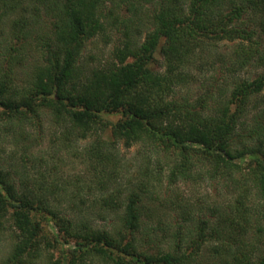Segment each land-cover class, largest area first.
<instances>
[{"label": "trees", "instance_id": "obj_1", "mask_svg": "<svg viewBox=\"0 0 264 264\" xmlns=\"http://www.w3.org/2000/svg\"><path fill=\"white\" fill-rule=\"evenodd\" d=\"M113 34L111 59L85 63L89 43ZM251 64L253 79L238 75ZM219 66L231 77L203 82ZM44 118L55 145L89 140L117 228L95 226L75 191L52 199L39 179L30 186L27 163L48 162L35 151ZM0 139L3 264H264V0H0ZM20 143L18 168L4 155ZM120 145L139 147L132 172ZM204 182L224 199L175 189ZM139 236L164 245L142 250Z\"/></svg>", "mask_w": 264, "mask_h": 264}, {"label": "rangeland", "instance_id": "obj_2", "mask_svg": "<svg viewBox=\"0 0 264 264\" xmlns=\"http://www.w3.org/2000/svg\"><path fill=\"white\" fill-rule=\"evenodd\" d=\"M111 37V36H109ZM119 39L112 35L111 39H109L106 43V40L103 37L95 38L91 43H89L88 48L84 52L85 63L91 66H98L100 64L105 63L107 60L111 59L112 50L114 49L116 44H119ZM224 48V47H222ZM216 52V51H215ZM221 66V65H220ZM220 66L218 71L209 73L203 79V82H213L211 77L216 75L218 77L217 72H220ZM260 70L258 69L256 64H251L244 71H238V75L240 74L244 78H254ZM220 75H224L226 79L231 77V72H229L228 68L225 67ZM211 80H208V79ZM220 85V84H219ZM192 92H198L196 87ZM44 140L42 144L36 148L38 157L45 155L47 158V163L45 162H37L35 165L33 162L27 163L28 165V174L26 178L30 181V186L35 187L34 183L36 180L45 185L48 189L46 190L47 194H54L52 199H55L57 195L65 198L64 196L70 195L74 193L79 194V198H82L85 202V205H81L84 210V214L92 220L95 226L99 228H105L107 230H111L112 228H117L119 226V212L113 213L112 211L103 210L102 204L99 203V199L104 195L108 196L110 192L113 190H109L108 192H102L98 189L95 180L93 179L92 170H91V162L85 153L86 148L88 147L87 142L89 140L76 142L72 147H65L63 144V136L60 135L58 142L53 143V140L56 137V131L59 129H55L51 127L50 120L44 118ZM36 128L28 129L29 131H33ZM59 133V132H58ZM1 142V139H0ZM20 144H14L13 147L11 144H5V148L7 149V154L4 156L7 159L13 156L12 165H17L18 168L22 166V149ZM118 151L120 153L121 158L123 159L124 165L129 166V170L134 171L136 166H139V161L142 159V155L140 154V150L138 146H134L133 148L127 149L123 145H120ZM61 150V151H60ZM42 154V155H41ZM141 155V156H140ZM138 169V168H137ZM136 169V170H137ZM21 173V172H20ZM19 173V174H20ZM130 175V173H128ZM21 179L20 177H18ZM29 183V182H28ZM121 183L124 185L120 188L123 190V197L128 195V189L126 184V180H123ZM202 185V186H201ZM197 185V184H188L176 187L175 189L179 192L180 196H183L185 201L189 200L192 203H195L198 198L207 199L211 202H215L221 197L224 199V187L218 184H212L210 187L208 183ZM175 190V191H176ZM165 197V196H164ZM66 199V198H65ZM220 201V200H219ZM174 228L176 229L177 223L176 219L173 221ZM150 226V223H149ZM154 226V223H153ZM4 234L0 239V264H3V261L6 259L10 249L12 247L11 234L12 227L11 223H8L5 227ZM174 228L170 231L174 232ZM186 229H188L186 227ZM115 230V229H114ZM164 232L160 233L163 236ZM147 237V235H146ZM145 236H139L137 239L139 240V247L142 250H149L151 253L156 252V248L158 246L164 245L163 239L161 241L155 237H149V239H153V242L149 241ZM145 238V239H144ZM161 238V237H160ZM161 242V243H160ZM190 251V250H189ZM48 257H52L54 262H58L62 258V254L60 253V249H51L50 252L47 253ZM88 264H99L98 262H89ZM101 264V263H100Z\"/></svg>", "mask_w": 264, "mask_h": 264}]
</instances>
